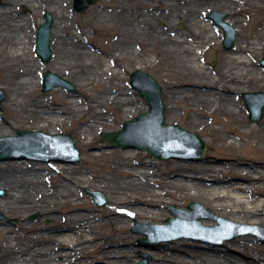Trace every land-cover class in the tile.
Here are the masks:
<instances>
[{
	"label": "rangeland",
	"instance_id": "374dc122",
	"mask_svg": "<svg viewBox=\"0 0 264 264\" xmlns=\"http://www.w3.org/2000/svg\"><path fill=\"white\" fill-rule=\"evenodd\" d=\"M1 1L3 0H0V6L2 5ZM30 2L29 4L23 2L13 5V9L28 22L17 35L22 40L25 37L27 38L25 60L27 65L29 64L28 61L33 63L36 76L31 80V84L23 87V91L26 93L35 90L37 94L46 98L55 107L60 105L54 91H61L63 94L71 96L72 99L81 102L79 107L81 113L77 114L69 111L65 115L64 123L57 130L50 133L49 129L35 127L33 117L25 109V102L18 103L12 109L0 108V118L8 119L16 125V128L10 134L0 136V138L15 136L19 130L40 131L52 135L66 134L74 140L75 146L80 152V158L76 162H71L72 157L67 154L52 153L49 157H36L29 152L12 151L6 154L8 158L0 161V164L3 166L6 162L31 161L40 166L43 165L45 168L49 164L74 166V172L62 174V176H54L57 175L56 172L49 169L51 177L46 178V182L51 184L48 186L53 191L52 195L58 197V202H55L56 210L61 209L64 212L67 207V203L65 204L64 201H67L78 209V219L81 222L88 223V228L85 231L78 232V238L81 241L88 237L96 239L92 245L87 246V250L90 252H83L76 258L77 264H137L143 259L141 254H146L149 257V264H199V262L221 264L214 262L210 256L211 254L207 251V246H211L213 243L223 249L221 254L223 256L221 257L223 258L222 264H255L253 260L264 259V254L251 253L247 248L239 247L238 245L239 241L247 237L253 240L252 244L264 247V226L238 222V218H234L231 214L217 211L214 208L217 203H211L206 197L200 196L203 192L194 187H186L194 191L179 190V193L186 197L184 204L166 203L162 207L161 211L164 216L160 222H141L138 218H134L128 225L123 224L121 220L116 221L117 224L115 226L110 225L113 221V216H110L107 210L112 207L111 202L117 199L115 190L105 189L93 184L98 176L108 180L112 178L111 171L109 172V169H107L110 161L109 159L96 156L99 153L98 149L82 146L84 143L83 138H85V140H93L94 144L104 145L103 149L106 152L134 149L140 153L136 161L150 163L147 165L148 168H151L154 164L157 165L158 172L156 175L159 176L157 179L160 181L164 179L165 173L168 171L167 162L172 159L182 161L185 164L186 171L189 173L199 172L198 164L204 160L205 155L223 158L237 157L245 160L248 164L264 160V150L260 148L258 143V140H262V143L264 142V111L259 122H250L242 96L243 93H264V67L260 65V60L264 54V45H261L258 50L248 56L250 65L244 70H238L239 67L236 64L230 65L231 73L233 72L232 75L240 78L239 82L230 85L224 77L225 69L228 68V58L233 52L237 40L246 39V33L251 35L243 44V46H247L246 48L244 47L245 51L249 49L248 44L253 42L252 38L255 35H257L256 38L258 40H264V37L258 35V30L261 31L264 28V0H96L93 5L80 12L74 9V0H31ZM184 2L190 5L188 9L190 15L186 13L184 16L175 17L166 14V9H172L173 11L184 10L180 7ZM24 9L27 11L25 12ZM45 11L52 15L54 22L51 28L52 57L44 65L36 56L34 47L35 29L44 22L43 13ZM213 11L224 13L226 15L225 21L236 30V40L231 50L223 49L221 45L223 39L222 30L219 28L215 29L211 21L207 19V15ZM64 15L70 18L67 22H63L61 19ZM126 16H129L130 20H127ZM253 27L258 30L253 31ZM62 29L63 31H61ZM67 29H73L74 32H81L84 35L83 38L86 41L84 44L85 49L88 48V50L87 53H82L81 59H75L73 52L62 46L64 45V39L67 38L63 33ZM155 30L159 32L156 36ZM214 35L216 36L215 38L213 37ZM119 37L128 38L132 44L125 49L109 50L100 43L103 39H116ZM181 39L186 44L180 43ZM190 43L198 44L200 47L194 51ZM17 47L18 45L13 42L3 43L0 45V53L13 52ZM196 51L198 52L197 56L194 54ZM198 57L197 63L193 65L194 60ZM117 58L122 60L115 63V65L118 64L117 68H113L111 60L116 61L115 59ZM213 59L215 62L212 64ZM78 64H89L87 66L89 68L79 70L77 68ZM23 67L22 63H17L9 68L2 69V71L0 70V90L4 95L0 105L5 104L13 93L12 88L9 89L6 80L14 78L12 75ZM243 67L244 65L242 64L241 68ZM134 70H141L151 75L161 86L164 123L177 125L188 132L195 133L205 143L206 151L202 160L195 161L192 159V155H185L181 158L158 159L146 150L131 147L113 148L108 142L102 141L103 133L116 132L121 129L124 121L132 120L136 116L149 111L146 101L129 84V75ZM47 71L64 78L72 85L75 91L54 87L49 91L43 92L41 81ZM227 75L230 76L229 74ZM88 79H91V81L89 82ZM187 85H206L211 87V89L212 87L216 88L212 91L210 90L209 95H213L214 98L206 107L211 109V112H215L209 118L199 121V123L188 119L184 114L186 106L195 104L178 102L175 98L181 94H190L192 97H194V93L200 94L199 92H192L189 89L190 87H185ZM227 86L231 89L230 93L219 90V87L225 88ZM106 89L117 95L125 94L132 97L133 100L128 103L126 108L134 107L138 112L133 113L131 118H126L124 113L117 114L115 112L114 109L119 107L114 103H102L101 105L94 103L92 99L103 102L102 91ZM234 102L239 105L240 114L235 115L231 119L225 116L223 111L238 110L237 106H234ZM95 112L105 114L111 125L97 129L95 127L86 128L79 123V119L82 116L86 118L92 116ZM252 129L257 130L255 136L248 135L246 137L231 138L237 145V151L225 147L226 140H230L226 134L228 131H249ZM89 181L90 184L87 183ZM29 182L33 183L32 181L27 183ZM106 185L112 186V181L110 180L109 184ZM157 186L159 190H163L162 182H157ZM91 192H100L105 199V203L102 205L95 203ZM0 193V198H3L5 191L0 189ZM74 195L76 197H73ZM260 199L263 198L261 197ZM168 202L175 203L172 199H169ZM191 202L201 204L209 212L217 216L253 227L229 226L231 228L230 233L223 234V239L220 242H218V238H214L211 242L204 235H198L197 238L178 236L177 234L181 233L179 230L169 234H162L163 238L159 242L145 240L148 237L145 233L147 229H150L146 227L148 224L161 226L168 224L169 218H175L169 210L170 206L186 209ZM33 215H36V217L32 219ZM260 215L264 217V211L260 212ZM20 216H23L22 218L26 223H31L32 225L38 223L42 228L48 229L49 231L40 233L43 236H47L46 234H50L52 231L67 225L64 220V218H67L66 214L64 218L62 217L63 221L61 222L57 221L61 219V215L58 213H52L46 218H41V213L38 210L25 214H21L16 210L9 212L0 210V220H4L15 232L16 241L10 240L9 237L8 242L13 243L16 246V250L28 247V240L24 236L25 228L23 224H20ZM89 216L92 217L91 220H89ZM205 219L206 217L200 218L198 222L203 225L202 222ZM12 221L15 223H12ZM216 224L217 222L215 221L210 226ZM118 225H126L125 229L122 230L125 235L140 236L131 242L130 248H132L133 253L128 257H124L121 252L128 249L122 240L119 239L121 233L118 234L115 230L111 231L113 226L118 227ZM238 232H252L253 234L247 233V235L228 239ZM6 241V238H0V264H19L14 263L12 258L6 254ZM112 247L115 248L113 249ZM156 247L166 248L168 255L161 258V260H155L149 252H152ZM110 251L114 252L110 253ZM183 251L194 253L195 259L192 261L185 259ZM56 259L60 261L59 257ZM262 263L264 264V262Z\"/></svg>",
	"mask_w": 264,
	"mask_h": 264
},
{
	"label": "bare ground",
	"instance_id": "6f19581e",
	"mask_svg": "<svg viewBox=\"0 0 264 264\" xmlns=\"http://www.w3.org/2000/svg\"><path fill=\"white\" fill-rule=\"evenodd\" d=\"M30 1L31 0L1 1L0 45L6 42H13L17 44L18 47L13 52L0 53V70L2 71V69L9 68L17 63H22L24 67L16 71V73L13 74L14 76L12 75L14 78L6 80L9 89L12 88L13 93L6 100L5 104L0 105V108L12 109L18 103L25 102V109L29 115L33 117L35 127L49 129L50 133H52L64 123L65 115L69 111L77 114L81 113L79 109L81 102L72 99L71 96L65 95L61 91L55 90L54 94L57 96L58 104L60 105L55 107L53 104L49 103L46 98L37 94L35 90L26 93L23 91V87L31 84V80L36 76L33 63L28 61L29 64L27 65V61L25 60L27 55L25 51L27 49V38L25 37L22 40L17 35L28 22L22 15L13 9V5L23 2L29 4L31 3ZM121 11L123 12V10ZM126 17L127 20H130L129 16ZM61 19L63 22H67L70 18L64 15ZM252 30L255 31L258 29L253 27ZM61 31H63V29ZM63 34L67 36V38L64 39V45L62 46L71 50L75 59H81L83 56L82 53H87L88 50V48L85 49L84 44L86 41L83 38L84 35L81 32H74L73 29H67ZM158 34V30H155V36ZM258 35L264 37V28L261 31L258 30ZM245 36L246 39L236 41L233 52L228 58V68L225 69L224 77L230 85L240 81V78L232 75L233 72L231 73L232 70L230 69V65L236 64L237 67H239L238 70H244L250 65L248 56L258 50L261 45H264V40H258V38H256L257 35H255L252 38L253 42L248 44L249 49L245 51L244 47L246 48L247 46H243V44L251 35L246 33ZM213 37L215 38L216 36L214 35ZM256 40L258 41L256 42ZM100 43L109 50L125 49L132 44L126 37L103 39ZM180 43L186 44L182 39ZM190 45H192L191 48L194 49V51L200 47L198 44L190 43ZM198 52L196 51L194 54L197 56ZM198 59L199 57L194 60L193 65L197 63ZM115 60L116 61L111 60V63L114 64H112L113 68H117L118 64L115 65V63L120 62L122 59L117 58ZM242 64L244 65L243 68H241ZM87 66H89V64H78L77 68L79 70L88 69L89 67ZM88 81L90 82L91 79H88ZM185 87H190L189 89H191L192 92L200 93H194V97L190 94H181L175 97L178 102L195 104L185 107V116L197 123L205 118H209L210 115L215 112H211V109L206 108L210 101L213 100L212 98H214L213 95H209V93L210 90L212 91L216 88L212 87L211 89V87L206 85H187ZM219 90L225 93L231 92L229 86L225 88L219 87ZM132 100L133 98L128 95H117L112 91H108V89L102 91L103 102L92 99L97 105H101L102 103L116 104L120 109L116 107L114 109L115 112L117 114L124 113L126 118H131L133 113L138 112L134 107L126 108L128 103H131ZM233 104L237 106L238 110L223 111V114L231 119L235 115L240 114L239 105L235 102ZM109 121L110 120L105 114L98 112L86 118L82 116L79 119V123L86 128L95 127L97 129L108 127L111 125ZM165 126L166 125H163V127ZM15 128L16 125L12 121L0 118V136L10 134ZM168 129L161 130L168 131ZM256 133V129L249 131L230 130L226 133L230 140H226L225 147L237 151V145L231 138L246 137L248 135L255 136ZM83 139L84 143L82 146L98 149L99 153H97L96 156L109 159L110 161V165L107 166V169H109V172L111 171L112 178L110 180L112 181V186L106 185L109 184L110 180L104 177L98 176L95 182H93L96 186L115 190L117 199L111 202L112 207L107 210L109 215L113 216V221L110 225L115 226L118 220L128 225L134 218H138L141 222H160L161 219L163 220L164 216L161 209L166 203H173L175 205L184 204L186 197L181 195L179 190L185 189L186 191H194L186 188L188 186L201 190L203 193H201L200 196L206 197L211 203H217L216 207H214L217 211L231 214L234 218H238V222H248L257 226H264V217L260 215V212L264 211V160L248 164L245 160L237 157L223 158L205 155L204 160L198 164L199 172L189 173L186 171L185 164L182 161L172 159L167 162L168 171L165 173L164 179L160 181L157 179L159 176L156 175L158 172L156 164L148 168L147 165L150 163H140L136 161L140 155L138 151L126 149L123 151L111 150L106 152L103 149L104 145L94 144L93 140L90 139ZM258 143L260 148L264 150V142L262 143V140H258ZM57 145L58 150L61 152L59 144ZM25 147L26 146L22 145V143L18 142V144L13 145L12 150L24 151ZM179 151L184 156L188 153L183 149ZM221 162L223 163L221 164ZM46 167L47 168L31 161L6 162L3 166L0 164V189L5 191V196L0 198V210L3 212L16 210L21 214L38 210L41 213V218H46L52 213H58L61 215V219L57 221L61 222L63 221L62 217L64 218L66 214L67 218H64V220L67 225L52 231V234L50 233L51 235L46 234L47 236H43L40 233L49 231L48 229L42 228L38 223H34L33 225L31 223H26L22 218L23 216H20V224H23L25 228L24 236L28 240V247L16 250V246L8 242L9 237L10 240L16 241L15 232L4 220H0V238L7 239L5 247L6 254L12 258L14 263L75 264L76 262L77 264L76 258L83 252H90L87 250V246L92 245L96 239L94 237H88L81 241L78 238V232L85 231L88 228V223L81 222L78 219V209L67 201H64L65 204L67 203L64 212L61 209L56 210L55 202H58V197L52 195L53 191L51 187L48 186L51 184L46 182V178L51 177L49 169L56 172L57 175L54 176H62V174L74 172L75 168L72 165L62 164H49ZM28 181H32L33 183H27ZM157 182H162V191L159 190ZM87 183L90 184V181ZM73 197H76V195ZM261 197L263 199H260ZM169 199L174 200L175 203L168 202ZM34 217H36V215H33V218ZM88 218L89 220L92 219L90 216ZM105 218H107V216H105ZM215 221L216 220L213 219H205L202 223L205 226H210V224H214ZM126 225H118V227L113 226L111 229V231H117L118 234L121 233L119 239L122 240L126 248H128L127 250L121 251L124 257H128L133 253L132 248H130L131 242L140 237L138 235L128 236L122 233ZM165 225H170V222ZM147 231L150 232V229ZM154 234L160 237L159 232L156 233L155 231ZM211 242L209 243L212 244ZM252 242L253 240L246 237L239 241L238 245L239 247L247 248L251 253L258 255L264 254V247L261 245H254ZM112 248L114 249L115 247ZM207 248V251L211 254L212 260L222 264L223 258L221 257L223 256L221 254L223 253V249L214 243L211 246H207ZM112 252L114 251H110V253ZM149 253L153 255L155 260H161V258L168 255V250L166 248L156 247ZM57 257L60 258V261H57ZM183 257L191 261L195 259L194 253L188 251H183ZM258 260L253 261L255 264H263L262 262H264V259L260 258ZM199 264L206 263L199 262Z\"/></svg>",
	"mask_w": 264,
	"mask_h": 264
},
{
	"label": "water",
	"instance_id": "95a60500",
	"mask_svg": "<svg viewBox=\"0 0 264 264\" xmlns=\"http://www.w3.org/2000/svg\"><path fill=\"white\" fill-rule=\"evenodd\" d=\"M94 2L95 0H74V8L79 12L85 10ZM24 11H26V9H24ZM43 18L45 22L36 28L35 54L41 63L45 65L50 61L52 56L50 44L51 28L54 19L49 12H45ZM217 24L220 25L224 31L222 46L225 50H230L236 40V30L228 23L222 22L221 18L218 20ZM260 64L264 67V54ZM129 82L131 87L137 90L139 95L146 101L149 111L135 117L134 120L123 122L122 129L117 132L104 133L102 141L110 143L113 148L132 147L147 150L158 159L181 158L184 155L179 150L183 149L188 152L187 154L192 155L193 160H202L205 153V143L197 134L183 130L176 125H166L162 128V124H164V108L161 99V87L154 78L142 71L136 70L130 74ZM54 87H62L72 92L75 91L72 85L65 79L50 71L45 72L42 80V91L46 92ZM242 96L249 114V121L253 123L260 121L264 111V93H243ZM3 99L4 95L0 90V102L3 101ZM161 129H168V131ZM48 140H53V145L59 144L61 152L57 148H53V146L45 143ZM18 142L26 146L24 151L32 152L38 156L47 157L52 153L63 154L66 152L72 157L71 162H76L80 158V153L73 139L68 135H49L42 132L19 130L17 131L16 137L6 136L0 138V161L6 160L8 158L6 154L11 152L9 148H6V145H15L18 144ZM91 193L94 196L95 203L98 205L105 203V199L100 192ZM169 210L175 216L174 219H168L170 225L161 226L148 224L146 226L150 228V232H148L150 238H148V241H159V237L154 234L155 231L160 234L165 232L169 233L173 230H181L182 233L178 234V236L191 237L194 233L200 231L219 230L226 224L238 227H251L232 223L228 219L209 212L199 203L191 202L187 205L185 210L178 209L172 205ZM203 217L214 219L219 225L213 227L202 226L200 222H198V219ZM13 223L15 222L13 221ZM244 234L247 233L241 232L234 235L233 238ZM141 256L143 260L138 262V264H149V257L146 254H141Z\"/></svg>",
	"mask_w": 264,
	"mask_h": 264
},
{
	"label": "flooded vegetation",
	"instance_id": "af4514ba",
	"mask_svg": "<svg viewBox=\"0 0 264 264\" xmlns=\"http://www.w3.org/2000/svg\"><path fill=\"white\" fill-rule=\"evenodd\" d=\"M182 4L183 5H181L180 7L183 8L184 10L180 9V10L173 11L172 9H166V14L173 15L175 17L181 16V15L184 16V14H186V13H188L190 15V11L188 10L190 8V5L189 4L187 5L186 2H184ZM208 15H207V19L212 21L210 18H208ZM181 27H182V25H181Z\"/></svg>",
	"mask_w": 264,
	"mask_h": 264
}]
</instances>
